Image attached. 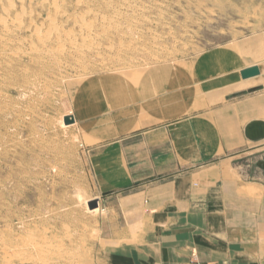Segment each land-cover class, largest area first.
I'll return each instance as SVG.
<instances>
[{
    "label": "rangeland",
    "instance_id": "1",
    "mask_svg": "<svg viewBox=\"0 0 264 264\" xmlns=\"http://www.w3.org/2000/svg\"><path fill=\"white\" fill-rule=\"evenodd\" d=\"M261 93L264 0H0V264H112L103 191L152 167L121 142L199 154Z\"/></svg>",
    "mask_w": 264,
    "mask_h": 264
},
{
    "label": "crops",
    "instance_id": "2",
    "mask_svg": "<svg viewBox=\"0 0 264 264\" xmlns=\"http://www.w3.org/2000/svg\"><path fill=\"white\" fill-rule=\"evenodd\" d=\"M228 111L213 140L198 136L199 154L178 145L183 134L163 140L151 130L121 142L118 153L152 167L148 177L143 170L139 181L126 177L103 191V232L127 240L109 252L112 264H264V138L245 134L248 123L264 121V93ZM161 143L172 152L157 154Z\"/></svg>",
    "mask_w": 264,
    "mask_h": 264
},
{
    "label": "water",
    "instance_id": "3",
    "mask_svg": "<svg viewBox=\"0 0 264 264\" xmlns=\"http://www.w3.org/2000/svg\"><path fill=\"white\" fill-rule=\"evenodd\" d=\"M244 78H249L260 74V69L258 66H253L242 71ZM67 124L73 122L68 120L65 121ZM245 134L251 140H260L264 138V121L254 120L248 123L245 127ZM260 166L264 168V161L260 162Z\"/></svg>",
    "mask_w": 264,
    "mask_h": 264
},
{
    "label": "built area",
    "instance_id": "4",
    "mask_svg": "<svg viewBox=\"0 0 264 264\" xmlns=\"http://www.w3.org/2000/svg\"><path fill=\"white\" fill-rule=\"evenodd\" d=\"M192 264H221V263H218V262L202 263V262L194 261V263Z\"/></svg>",
    "mask_w": 264,
    "mask_h": 264
},
{
    "label": "bare ground",
    "instance_id": "5",
    "mask_svg": "<svg viewBox=\"0 0 264 264\" xmlns=\"http://www.w3.org/2000/svg\"><path fill=\"white\" fill-rule=\"evenodd\" d=\"M250 81H251V80H250ZM237 85H238V84H237ZM239 85H240V84H239ZM241 85H242V84H241ZM244 105H245V104H244ZM258 110H259V109H258ZM262 112H263V111H262ZM262 112H261V113H262ZM245 116H246V115H245Z\"/></svg>",
    "mask_w": 264,
    "mask_h": 264
}]
</instances>
